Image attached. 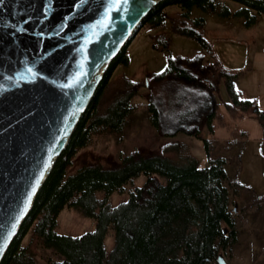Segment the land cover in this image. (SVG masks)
Segmentation results:
<instances>
[{
	"label": "trees",
	"instance_id": "trees-1",
	"mask_svg": "<svg viewBox=\"0 0 264 264\" xmlns=\"http://www.w3.org/2000/svg\"><path fill=\"white\" fill-rule=\"evenodd\" d=\"M229 1L239 6L232 8ZM173 4L179 11L166 12ZM196 7L225 17L243 16L246 26L264 16V0H160L141 25L169 28L195 38L213 54L204 34L206 16L192 15ZM120 61L129 63L126 44L105 70L0 264H39L36 255L41 247L52 251L48 264H220V254L230 262L228 255L233 254L239 237L235 197L248 187L237 178L228 179L230 156L220 141L202 133L201 125L213 131L215 118L223 120L219 109L223 104L234 117L256 118L264 138V109L255 98L242 96L235 85L237 72L218 60L207 61L203 53L169 55L167 66L152 77L179 80L183 92L174 96L175 107L171 114L166 109V116L151 92L152 121L164 135L182 131L201 138L208 164L203 165L179 140L167 141L159 151L146 153L136 148L119 159L96 154L91 158L82 150L94 135L121 131L136 108L133 99L150 85L128 75L114 78ZM221 83L228 99L211 95L210 89ZM73 166L76 170L70 171ZM141 174L146 176L142 184L127 186ZM114 193H125L127 198L114 204ZM65 208L92 217L95 227L77 235L59 231V216ZM109 233L113 235L110 248L106 243Z\"/></svg>",
	"mask_w": 264,
	"mask_h": 264
},
{
	"label": "water",
	"instance_id": "water-1",
	"mask_svg": "<svg viewBox=\"0 0 264 264\" xmlns=\"http://www.w3.org/2000/svg\"><path fill=\"white\" fill-rule=\"evenodd\" d=\"M159 1L0 0V262L105 70Z\"/></svg>",
	"mask_w": 264,
	"mask_h": 264
},
{
	"label": "rangeland",
	"instance_id": "rangeland-1",
	"mask_svg": "<svg viewBox=\"0 0 264 264\" xmlns=\"http://www.w3.org/2000/svg\"><path fill=\"white\" fill-rule=\"evenodd\" d=\"M229 3L232 8L239 6L233 1ZM179 9L178 5L173 4L166 7V12ZM192 15L206 16L204 34L211 43L213 54L195 38L174 33L169 28L153 29L147 25H140L126 43L129 63L120 61L113 70V77L128 75L137 80H147L150 85L142 87L140 93L133 99L136 108L129 115L121 131L94 135L92 142L82 150L86 151L88 157L92 158L96 154L103 159H119L136 148L146 153L159 151L167 141L179 140L190 147L203 165L208 164L207 151L201 138L182 131L175 136L164 135L152 121L149 110L151 92L152 99L156 101L164 116L168 114L166 109L171 114L172 108L175 107L174 96L183 92L180 90L179 80L165 78L159 81L152 77L154 72L167 66L169 55L193 56L203 53L207 61L218 60L231 71L237 72L235 85L242 96L255 98L264 109V16L259 15L257 22L246 26L245 17L240 15L225 17L205 12L198 7L194 9ZM210 90L216 99L219 95L225 99L229 97L222 83L221 86L212 87ZM219 109L223 120L215 118L213 131L208 125H201L202 133L220 141L223 151L230 156L226 163L228 179L237 178L249 188L241 189L235 197L236 209L240 212L238 219L240 232L235 245H238L242 252L228 255L230 261L248 264L251 226L257 223L264 224V138L261 126L253 116L234 117L223 104ZM76 168L73 166L70 171ZM145 179L146 176L141 174L127 186L140 185ZM126 198L125 193H114L111 199L116 204ZM256 199L259 200L257 205L244 212L240 210L242 206L249 205ZM59 220L58 230L68 234H81L95 227V220L92 217L81 215L71 208H65ZM106 243L108 248L112 246V233L107 235ZM39 250L36 255L38 263L48 264L47 256L52 254V251L42 247Z\"/></svg>",
	"mask_w": 264,
	"mask_h": 264
},
{
	"label": "crops",
	"instance_id": "crops-1",
	"mask_svg": "<svg viewBox=\"0 0 264 264\" xmlns=\"http://www.w3.org/2000/svg\"><path fill=\"white\" fill-rule=\"evenodd\" d=\"M235 246L233 253L242 252V249H238V245ZM248 261V264H264V224L257 223L251 226ZM230 263L237 264L235 261H230Z\"/></svg>",
	"mask_w": 264,
	"mask_h": 264
},
{
	"label": "snow or ice",
	"instance_id": "snow-or-ice-1",
	"mask_svg": "<svg viewBox=\"0 0 264 264\" xmlns=\"http://www.w3.org/2000/svg\"><path fill=\"white\" fill-rule=\"evenodd\" d=\"M117 2H119V0H117Z\"/></svg>",
	"mask_w": 264,
	"mask_h": 264
}]
</instances>
